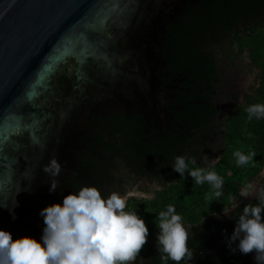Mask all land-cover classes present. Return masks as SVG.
<instances>
[{"label":"flooded vegetation","instance_id":"af4514ba","mask_svg":"<svg viewBox=\"0 0 264 264\" xmlns=\"http://www.w3.org/2000/svg\"><path fill=\"white\" fill-rule=\"evenodd\" d=\"M164 3L160 11L163 16L161 31L153 43V50L159 58L154 80V87L158 90L146 91L143 70L133 57L122 75H113L108 71L106 59L99 60L91 54L82 61L77 55H70L56 66L48 87L31 104L38 111L29 118L34 133L32 128L23 125L22 131L13 136L14 142L3 149V162L0 161L1 170L8 169L7 160L16 163L22 169L17 173L18 178L25 176L26 171L34 172L30 181L31 190H25L15 201L20 207H8L9 183L0 190V221L17 223L16 228L7 227L14 239L25 234L42 237L45 226L40 214L42 208L56 201L62 202L67 194L78 191L86 184L98 185L103 193H125L135 188L134 183L152 184L154 187L150 186L149 190L153 193L151 197H146L144 193L133 195L128 200V207L137 210L158 227L157 213L152 212L155 207L151 203L146 205L145 201L155 199L159 191L176 180L171 171L174 158L165 160L166 164L162 161V145L174 135L184 137V152L187 157L196 158L197 166L210 167L222 158L225 123L230 114L244 104L241 100L249 93L252 95L260 85L253 90L250 88V92L248 89L242 91L240 73L236 76L231 68L238 50L243 46L240 40L232 41V36L236 32L239 36L243 32L255 34L252 26L258 23L261 16L264 17V0H164ZM217 5L235 17L251 21L247 26L241 21L235 22L229 37L217 47L221 48V54L217 56L220 74L215 76L212 90L216 117L189 116L184 104L181 106L184 79L171 77L166 72L163 40L177 18L200 6L210 12L217 9ZM148 27H152L151 22ZM122 44L129 46L127 42ZM250 49L254 55L255 47L250 46ZM225 65H228L229 71ZM204 86L207 87L203 83ZM199 92L189 91L186 94L198 98ZM162 95L171 99L168 113L161 110ZM207 95L201 93L202 97ZM203 104L208 105V102L205 100ZM184 116L185 124L180 121ZM203 119L205 122H202ZM53 155L59 157L63 168L58 177L59 185L50 191L52 177L44 170V165ZM217 156L213 163H209L212 157ZM255 183L257 189L264 186V174L258 176ZM250 202L258 203L255 194L244 197L237 191L230 204L196 220L184 219L185 224L190 226L189 246L194 250L191 264H257L255 252H241L238 240L232 241L229 246L239 213ZM129 264H162L158 247L149 249L144 245L137 259ZM169 264L176 262L170 260Z\"/></svg>","mask_w":264,"mask_h":264},{"label":"water","instance_id":"95a60500","mask_svg":"<svg viewBox=\"0 0 264 264\" xmlns=\"http://www.w3.org/2000/svg\"><path fill=\"white\" fill-rule=\"evenodd\" d=\"M164 5V0H0V161L23 125L34 133L29 118L38 111L31 104L48 87L56 66L70 55L82 61L91 54L106 59L113 75H122L133 57L143 70L146 91L158 90L154 80L159 58L153 43L161 31ZM65 47L70 52L55 60ZM33 91L36 94L30 96ZM170 102L161 96L163 113L170 111ZM5 163L8 169H0V190L11 185L8 207L17 208V198L31 190L34 172L18 178L22 169L11 160ZM11 222L0 221V228H16Z\"/></svg>","mask_w":264,"mask_h":264},{"label":"clouds","instance_id":"9594fccd","mask_svg":"<svg viewBox=\"0 0 264 264\" xmlns=\"http://www.w3.org/2000/svg\"><path fill=\"white\" fill-rule=\"evenodd\" d=\"M249 119L264 118V102L248 105ZM236 163L245 165L256 156L255 151H234ZM207 159V157L205 158ZM195 157L178 155L174 169L194 178L196 184L208 182L212 195L220 197L225 178L215 168L196 165ZM63 163L57 155L49 158L44 170L51 177L50 191L59 185ZM134 188L128 192L103 193L96 184H86L78 191L67 194L63 201L43 207V235L31 234L13 238L11 230L0 228V264H129L135 261L147 240L150 228L143 215L128 207V200L137 194ZM244 197L256 195L258 203H248L236 220L235 230L229 239L238 240L243 253L255 252L257 264H264V186L257 189L254 181L240 188ZM147 195V194H145ZM159 232L157 247L162 264H191L194 250L189 246L190 226L174 204L158 213ZM235 250V249H233Z\"/></svg>","mask_w":264,"mask_h":264},{"label":"trees","instance_id":"16d2710c","mask_svg":"<svg viewBox=\"0 0 264 264\" xmlns=\"http://www.w3.org/2000/svg\"><path fill=\"white\" fill-rule=\"evenodd\" d=\"M258 4L260 5L261 2L258 1ZM239 21L247 26L251 19L235 17L231 12L221 8V5H217V9L210 12L204 6H200L173 21L169 31L165 33L163 40L164 57L167 60L165 69L171 74V77L184 79L181 84L183 87L181 106L184 104L189 116L209 115L210 119L216 117L217 111L213 107L212 90L215 76L220 74L217 65L219 54L217 47L223 39L229 37L230 31ZM254 30L256 32H253ZM252 32L255 34L243 32L244 34L241 36L236 32L232 36V41L237 39L240 40L243 47H255L254 53L264 74L263 16L259 18L257 24L252 26ZM203 83L207 87L203 88ZM198 90L200 91L198 98L195 95L188 96L186 94V92ZM201 93L208 95L202 97ZM248 98L246 103L239 105L230 114L225 123L226 129L222 130L225 144L222 158L216 164L206 167L215 168L225 178L223 193L220 197L212 195L214 190L211 189L208 182L196 184L191 175L185 173L182 176L174 169L172 164L175 162V157L186 156L184 152L186 139L184 137L174 135L167 144L162 145V161L166 164L165 160L174 158L171 161V171L176 176V180L167 188L159 191L155 199L145 201L146 205L151 203L155 207L152 212L157 213L156 221L159 220V211L166 209L169 204H174L177 212H180L185 220H196L204 214L212 213L230 204L232 196L247 182V177H252L262 169L264 166V118L249 119L246 107L252 103L264 102V79ZM205 100L208 105L203 104ZM185 119L184 116L180 121L185 124ZM202 122H205V119ZM236 150L245 153L256 152V156L248 163V168L236 163V157L233 155ZM227 171L231 174L228 175ZM163 180L168 179L164 178Z\"/></svg>","mask_w":264,"mask_h":264},{"label":"rangeland","instance_id":"374dc122","mask_svg":"<svg viewBox=\"0 0 264 264\" xmlns=\"http://www.w3.org/2000/svg\"><path fill=\"white\" fill-rule=\"evenodd\" d=\"M218 50H219V54H220L221 48L219 47ZM235 58H236V61H235V59L233 60L235 62H234V65H232L233 67L231 68V70L236 74V76L238 75V73H240L241 80H242L241 81L242 91H246L247 89L249 90L250 88H251V90H253L264 79V74H263L262 68L259 65V61L256 58L255 53L253 55L250 47L244 46L238 50L237 57H235ZM225 68L227 69V71H229L228 65H225ZM251 90H249L248 92H250ZM249 96H251L250 93L247 97H249ZM247 97H245L241 100L242 103L247 102V100L249 99ZM220 102H221L220 98H218L217 104L219 103V106L221 105ZM220 149H221V146H220ZM218 157L219 156H217L215 158L212 157V159L209 161V163H213ZM242 166L245 168H248V163L245 165H242ZM227 174L230 175L231 173L229 171H227ZM262 174H264V166L253 177H247V182L250 180L255 182V180H257V177L261 176ZM150 186H153V185L152 184H146V183H138V184L134 183V187L137 189L138 188L140 189L137 191V194L139 196L143 195V193H144V195L147 194L146 197H151L153 195V193H152V191H149ZM239 192H240V190H239ZM145 220H146V223L148 224V226L150 228L149 239L147 240L145 245L149 249L154 248L155 246L157 247V237H158L159 227H156V225H154L150 220H148V219H145Z\"/></svg>","mask_w":264,"mask_h":264},{"label":"snow or ice","instance_id":"6c2138e0","mask_svg":"<svg viewBox=\"0 0 264 264\" xmlns=\"http://www.w3.org/2000/svg\"><path fill=\"white\" fill-rule=\"evenodd\" d=\"M69 52H70V49H69L68 47H65V48L63 49V52H62L59 56H57V57L55 58V60H57V61L60 60L64 55H67ZM51 67H54V64H53V65H49V68H51ZM44 75L46 76L47 73H45ZM39 83H41V84L44 83V78H43V77L41 78V80L39 81ZM35 94H36L35 91H33V92L30 93L29 95L32 96V95H35Z\"/></svg>","mask_w":264,"mask_h":264}]
</instances>
